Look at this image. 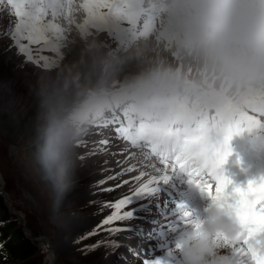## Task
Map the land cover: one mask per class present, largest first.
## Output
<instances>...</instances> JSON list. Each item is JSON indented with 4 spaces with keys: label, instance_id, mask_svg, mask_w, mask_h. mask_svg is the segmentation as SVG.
Instances as JSON below:
<instances>
[{
    "label": "rangeland",
    "instance_id": "374dc122",
    "mask_svg": "<svg viewBox=\"0 0 264 264\" xmlns=\"http://www.w3.org/2000/svg\"><path fill=\"white\" fill-rule=\"evenodd\" d=\"M19 1L23 2L24 0H16L15 13L9 8L4 9L0 15V177L3 181L4 192L9 195L5 194V198L8 202L11 200L9 205L15 210L14 214L23 215L25 220L23 224L28 229L31 244L38 251L36 250L35 253L23 260L10 257L9 264H46L44 262L46 256L42 253L45 248L39 250L41 247L35 244L37 236L48 239V244L55 249L59 256L60 264H112L111 262L115 259L113 250L120 247L122 250L119 252H122L133 241L126 235L119 237L120 234L114 232V224L110 227L112 235L107 237L110 233L108 228L111 223L101 224L109 220L113 216L112 211L115 210L108 201L110 195L116 193L111 190L116 171L110 164L111 171L106 175L112 174V176L107 184L104 182L108 177L101 176L99 173L101 167L107 163L106 161L100 160L96 172L90 173L96 159L89 156L99 153L98 148L101 145L97 143L96 139L86 136V134L79 137V140H70V132L77 125L74 119L66 116L67 111L72 109V105L78 102L87 91L86 88L92 86L95 81L100 80L105 85L107 82H112L111 73L120 78L123 74V77L128 79L129 75H135L138 70L142 74H145V71L156 72V66L164 71L160 85L171 83L172 89L167 90L169 95L175 93L174 88L179 86L182 81L188 83L193 81L195 87L206 89L214 103L218 98L224 97L228 101L239 98L241 107L245 105L244 110H247L249 101L254 106L264 102V75L260 81L249 80L246 82L247 84L241 86L236 94H230L225 86L219 84L222 79L219 80V83L217 82L216 73L224 66L223 60L227 66L231 56L226 59L227 56L224 57V52L220 50L216 57H211L210 53H215L211 49H218L217 44L212 43L213 48L204 44L206 49L210 50L194 48L192 52L197 53L189 57L188 65L185 68L174 62V57L170 58L173 54L170 52L172 44H164L160 41V52L157 56H152L144 50L156 41L152 36L144 37L149 28H130L126 29L123 35L118 33V29H125L126 26L113 28L109 35H113L116 40L111 39V41L105 38L83 40L76 32H71L72 34L62 38L60 42L59 52L63 51V53L54 67L55 72L53 69L40 71L23 62L16 54L14 55L11 47L15 42L10 36L21 29L16 37L18 41H22L21 37H26L34 38L39 43L45 41L57 43L58 26L56 21L58 17H42L28 5L23 8L19 6L20 14L17 15ZM154 2V0L148 1V3ZM79 8L86 12L83 7L79 6ZM103 12H97L93 17L102 15ZM70 17L75 22H80L84 18L74 12ZM101 17L108 19V17L115 16L106 13ZM221 17L222 15L215 12L210 21L214 23V20ZM95 21H100V18ZM95 21L88 20L92 26ZM7 22H9V27ZM66 22L69 23L68 19ZM158 26L160 28V25ZM241 26L240 15L236 14L234 25L227 26L226 33L234 34L235 30ZM213 28L210 30V38L218 39L219 30L215 31ZM262 36L264 39V33ZM117 40L121 41L124 48L130 46L131 42L138 45L144 43V49L131 53L124 52V54H118V51L112 52L110 48ZM165 40L169 42V39ZM175 44L179 53H186L189 50V45L186 43L178 41ZM233 50L235 49L233 48ZM241 50L242 48L239 47V51ZM233 52L235 53L236 50ZM255 52L243 55L250 58L260 57V61L250 58L246 60L251 70L257 71L258 75H261L264 72V45H261L258 55ZM202 53H206L203 56L205 58L201 56ZM231 54L232 52H230ZM163 56L170 59L166 62L159 61L158 59ZM51 61L54 62L53 58ZM251 61H253L252 64ZM232 67L238 68L237 65ZM70 71L75 72V79ZM151 76L153 77V73ZM207 80L210 85L208 88L205 86ZM114 81L111 86L120 82ZM77 84L81 85L80 89L76 87ZM184 93V90H180L178 94L183 95ZM63 110L65 118L58 125L55 123V119L58 122ZM210 119L211 115L208 112L207 116L206 113L201 116L206 132L200 134L196 141L188 145V148H196L205 140V136L211 132V128L207 125ZM223 121L231 123L232 120ZM71 123L74 124V127L71 126ZM55 125H57L56 128ZM247 125L246 132L261 133V130ZM197 129L199 126L196 124L191 130L186 131V134L195 133ZM43 138H49L52 141L58 155L52 169H46L45 161H48L47 157L49 156L43 157L37 151V148L43 144ZM57 146L64 156L56 149ZM184 158L185 155H182L180 161ZM182 172L187 174L185 169H182ZM0 197H2L1 194ZM103 197L105 198L103 199ZM202 203L203 201L199 197L193 202L181 200L179 205L172 202L174 205L172 210L165 213L160 221L153 222L150 226L152 230L164 227L177 230L180 225L184 224L182 212L189 209L190 213L187 219L191 220L192 217H197L192 208L195 205L202 206ZM4 205L7 213L3 208H0V218L4 221L10 219L14 224L12 233L18 232L26 240L28 237H24L25 231L21 220L19 221L16 214L9 211L5 201ZM145 216L146 213L138 222L141 223ZM149 222L150 220L145 225H148ZM118 240H125L126 243L121 245ZM99 242L102 244L99 245ZM127 252L128 249L122 255H126ZM125 258L129 262L132 261L129 256ZM158 260L161 264H179L170 254H164L158 257ZM129 262L124 261L126 264ZM0 264L7 263L0 261Z\"/></svg>",
    "mask_w": 264,
    "mask_h": 264
},
{
    "label": "snow or ice",
    "instance_id": "6c2138e0",
    "mask_svg": "<svg viewBox=\"0 0 264 264\" xmlns=\"http://www.w3.org/2000/svg\"><path fill=\"white\" fill-rule=\"evenodd\" d=\"M13 0H9L12 3ZM17 15L19 4H17ZM255 122H249V126H254ZM227 152L223 154H212L204 148L193 150L185 149V158L180 161L182 169L187 171L190 177L189 183H195L207 199L219 210L233 216L240 227L239 239L243 243L237 247L227 240L217 236L215 243L217 247L225 250V253L232 257V264H264V176H258L249 180L246 185H234L232 180L224 173L223 164ZM170 177L163 175L159 181L149 180V184H158L161 181L167 183ZM215 182L214 192L212 183ZM156 191V187L149 188L148 185L135 192L137 197L143 193L146 196ZM132 197L122 198L115 204L117 212L114 216L106 220L119 221L131 218V212L120 210L129 205ZM189 213L182 212L184 223L187 224ZM117 231L121 229L117 228ZM42 251H47L43 249ZM139 256V253H135ZM171 255V253H170ZM179 258V257H178ZM143 264H161L158 259H144Z\"/></svg>",
    "mask_w": 264,
    "mask_h": 264
},
{
    "label": "clouds",
    "instance_id": "9594fccd",
    "mask_svg": "<svg viewBox=\"0 0 264 264\" xmlns=\"http://www.w3.org/2000/svg\"><path fill=\"white\" fill-rule=\"evenodd\" d=\"M195 224V229L182 232L174 242L183 264H232V257L217 247L215 238L237 242L240 227L235 218L208 201Z\"/></svg>",
    "mask_w": 264,
    "mask_h": 264
},
{
    "label": "bare ground",
    "instance_id": "6f19581e",
    "mask_svg": "<svg viewBox=\"0 0 264 264\" xmlns=\"http://www.w3.org/2000/svg\"><path fill=\"white\" fill-rule=\"evenodd\" d=\"M218 1V3H220V5H222V4H224L225 3V0H217ZM241 1V3L243 4V5H245V7H247L248 8V12L254 7V4H253V2L251 1V0H240ZM258 1V7H259V12H258V14H254L255 16L254 17H256L257 18V22H256V24H257V29H263L264 28V0H257ZM210 2L212 3V0H210ZM3 4H2V2L0 1V7L2 6ZM214 5V4H213ZM255 5H257V4H255ZM6 7H8V5L6 4ZM81 8H82V6H81ZM241 14H242V11L243 10H238ZM97 12H100V11H93V13H92V15H94V14H96ZM102 12V11H101ZM6 13V12H5ZM106 13H108V12H103V14L102 15H104V14H106ZM188 13V9H186L183 13H182V17H186V14ZM80 15H82V17L84 16V17H91L89 14H87L86 12H84V11H81L80 13H79ZM101 15V16H102ZM75 17V16H74ZM77 17V16H76ZM79 17V16H78ZM4 19V18H3ZM227 21L228 22H230L231 21V19H227ZM243 21L244 22H247V14H245L244 16H243ZM95 22H99V21H95ZM118 22H120L119 20H118ZM5 23V22H4ZM179 24L177 23V26H178ZM7 26L9 27V22H7ZM6 27V26H5ZM176 31V29H174V28H171V30L168 32V34L166 35V36H164V38L165 39H172V37H171V35H172V33H173V31ZM184 35H188V34H190V30L189 31H187V32H184L183 33ZM252 33L250 32V30H244V31H240L238 34H237V37H236V39H234V41H233V44H234V49L236 50V52L237 53H241V52H243V54H247V53H253V52H255V50L254 49H251V45L253 44V40H252ZM146 38V37H145ZM92 40V39H91ZM90 40V41H91ZM170 41V40H169ZM94 42V41H93ZM92 43V42H91ZM90 44V43H89ZM215 44H217V43H215ZM239 47H241L242 48V50L241 51H239ZM235 50H233V51H235ZM235 52V53H236ZM234 53V52H233ZM255 55V54H254ZM257 55V54H256ZM64 76V75H63ZM247 84V83H246ZM58 85V84H57ZM256 106V105H255ZM251 108V110L254 108V106H251L250 107ZM222 140V139H221ZM12 150H15V148H12ZM13 152V151H12ZM102 161V160H101ZM2 179H1V177H0V188H1V186L3 187V184H2ZM3 191H4V189H3ZM5 193V192H4ZM1 194V193H0ZM5 194H7V193H5ZM8 195V194H7ZM25 195H27V196H29L27 193H25ZM9 196V195H8ZM9 199H10V197H9ZM5 202H6V204H7V206H8V208L10 209V211L14 214V212H15V210L12 208V206H10L9 205V202L11 203V200L8 202L7 201V199H5ZM111 209H112V207H111ZM113 210V209H112ZM16 212H18V211H16ZM113 213H112V215L114 216L115 214H116V212H117V209H115L114 211H112ZM16 214V215H15ZM14 215L17 217L18 216V219H19V221L21 220V222H22V225H23V227H24V231L28 234V232H27V228H26V226L23 224V222L25 221L24 220V217H23V215H21L20 213H15ZM29 235V234H28ZM116 236V235H115ZM28 237V236H27ZM29 237H30V235H29ZM47 240L48 239H46V238H44V237H41V236H37L36 238H35V244L36 245H38V246H40L41 248H39V250H41V249H43V247L44 248H46L47 249V251H43L42 253L46 256V258H45V263L46 264H60L59 263V256L57 255V253H56V251H55V249L52 247V246H50L49 244H48V242H47ZM242 241L241 240H238V242L237 243H235L234 244V246H237V247H239V246H241L242 245ZM33 245V244H32Z\"/></svg>",
    "mask_w": 264,
    "mask_h": 264
},
{
    "label": "trees",
    "instance_id": "16d2710c",
    "mask_svg": "<svg viewBox=\"0 0 264 264\" xmlns=\"http://www.w3.org/2000/svg\"><path fill=\"white\" fill-rule=\"evenodd\" d=\"M41 147L37 148L40 155L47 157L46 169H52L54 162L57 161L58 155L52 141L49 138L42 139ZM39 146V144H38ZM40 149V150H39ZM0 208H3L0 202ZM13 223H8L4 229V236L6 237L5 247L9 252L10 257L16 260H23L25 257L34 252L32 245L24 240L18 232L12 233Z\"/></svg>",
    "mask_w": 264,
    "mask_h": 264
}]
</instances>
